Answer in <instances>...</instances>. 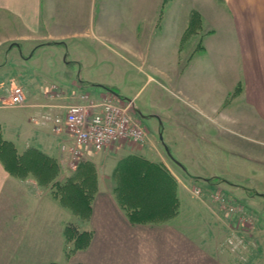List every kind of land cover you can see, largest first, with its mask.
<instances>
[{
    "label": "crops",
    "instance_id": "0c3cea01",
    "mask_svg": "<svg viewBox=\"0 0 264 264\" xmlns=\"http://www.w3.org/2000/svg\"><path fill=\"white\" fill-rule=\"evenodd\" d=\"M166 2L0 0V70L6 65L10 49H4L9 44L18 48L20 58L25 48V59L33 56L39 38L51 39L45 45L64 47L67 40L85 32L117 46L119 56L120 50L144 34L140 40L145 42V53L141 52L151 59L189 61L187 68L173 69L180 103L173 110L167 103L165 145L160 144L165 152L152 137L144 144L119 141L101 150L87 145L74 168L69 166L67 151L61 150L69 138L53 132L52 116L63 115L68 104L80 103L81 95L98 99L105 88L117 94V87L73 80L69 92L41 77L32 83L23 73L7 79L0 76V109L15 110L13 117L0 116L1 137L24 157L32 152V157L51 160L57 169L54 180L81 170L83 181L87 169L94 171L90 207L86 217L79 218L53 196L51 181L39 180L33 164L18 176L0 160V264H58L61 257L64 264H241L234 257L239 248L234 251L235 244L226 240L232 235L244 238L243 231L209 207L207 197L191 193L195 177L184 179L165 158L164 146L173 144L181 156L201 158L223 155L229 147L248 150L240 138L264 142V0ZM158 28L176 33L154 41L152 30ZM189 28L194 29L191 40L183 36ZM129 49L123 52L134 53ZM13 60L21 66L18 58ZM170 75L162 71L163 77ZM16 85L23 90L24 104L4 106ZM189 163L195 168L192 173H202L197 162ZM168 174L174 180L175 212L160 221H131L117 200L124 184L126 192H132L130 199L136 200L130 206H151L148 198L136 197L140 196L131 185L142 178L163 184L166 175L170 180ZM67 223L91 233L87 245L68 256L63 234Z\"/></svg>",
    "mask_w": 264,
    "mask_h": 264
},
{
    "label": "rangeland",
    "instance_id": "374dc122",
    "mask_svg": "<svg viewBox=\"0 0 264 264\" xmlns=\"http://www.w3.org/2000/svg\"><path fill=\"white\" fill-rule=\"evenodd\" d=\"M163 1H167L168 4L170 0ZM138 32L141 34L142 30ZM174 33L176 30L171 28L152 30L154 41L170 38L168 35ZM90 34L85 32L81 37L69 39L64 47L55 44L45 45L52 42L51 39L39 38L37 44H34L37 50L33 56L25 59L23 58L25 48H21L23 54L21 53L20 58L18 48H13L12 44H9L4 49L6 51L10 49L6 59L8 63L5 61L6 65L0 70V76L7 79L11 74L14 77L23 73L24 76H30L29 81L32 83L34 79L41 77L44 82L68 88L69 92L73 89L70 85L73 80L80 82L90 79L98 83L115 85L119 90L116 91L117 94L109 87L103 90L104 95L113 97L123 104L130 101L133 104L129 107L132 116L145 132V140L142 143H133L144 144L148 137H152L159 144L160 150L165 152L160 144L165 145L162 129L163 117L170 111L167 103L170 104L171 110L180 103L176 87L178 75L173 73V69L177 70L178 66L187 68L189 61L166 62L151 59V55L141 52L146 47L145 42L140 40L144 39L142 38L144 34L138 35L137 43H129L123 49L130 52L131 46L134 53H124L120 50L123 54L121 56L117 54L119 49L117 46L103 42ZM193 35L192 28L185 29L183 34L190 40L193 39ZM189 48L190 45L187 44L186 49ZM14 57L19 59L21 66L13 60ZM75 61H78L79 65L74 63ZM162 71H168L170 77H163ZM165 78L169 79L171 84H168ZM14 113L15 110L11 108L0 109L1 118L13 117ZM240 139L249 146L248 150H234L233 147H229V151H225L223 155L187 158L181 156L172 144L169 147L166 145L167 151L164 155L184 179L192 180L190 177H195L192 180L194 184L191 187L192 194L193 189L199 187L203 195L196 197H207L209 207L221 211L224 218L232 219L234 226L243 231L244 238L235 234L237 238L231 234L233 238L229 237L226 240L229 244L232 242L235 244L234 251L239 248L234 254L235 263L245 264L248 261L250 264H264V154L260 155L264 153V142ZM241 140L234 143H241ZM190 161L197 162L202 173H192L191 170L195 168ZM243 245L246 247H242ZM237 252L239 255H236ZM58 264H64L62 257Z\"/></svg>",
    "mask_w": 264,
    "mask_h": 264
},
{
    "label": "trees",
    "instance_id": "16d2710c",
    "mask_svg": "<svg viewBox=\"0 0 264 264\" xmlns=\"http://www.w3.org/2000/svg\"><path fill=\"white\" fill-rule=\"evenodd\" d=\"M25 155L26 157L19 154L14 145L4 140L0 135V160L9 170L18 176L25 175L26 171H28V166L33 164L32 167L36 169V175L42 183L52 182L51 191L53 196L58 198L62 204L68 206L77 217H86L93 196L91 183L94 178V171L92 168L88 170V166L86 167L87 172L83 181L80 178L83 173L81 170L74 172L72 177L59 181L54 180L57 175V169L51 160L43 155L38 158L37 154H33L34 157H32V152H28ZM24 160H27V163H24ZM168 176L170 180L166 175V182L159 185L148 178L139 179L136 184L131 185L135 187V191L140 196L136 197L138 199L148 198L151 206H130L129 204L134 203L133 201L136 200L130 199L133 196L132 192L129 190L126 192V187L128 186L124 184L125 187L119 192L117 200L131 221H158L162 217L172 215L175 212L177 209V198L171 191L174 180L169 174ZM136 197L134 199H137ZM63 234L66 256L84 248L91 237L89 231L78 229L74 223H67Z\"/></svg>",
    "mask_w": 264,
    "mask_h": 264
},
{
    "label": "built area",
    "instance_id": "2783aa9c",
    "mask_svg": "<svg viewBox=\"0 0 264 264\" xmlns=\"http://www.w3.org/2000/svg\"><path fill=\"white\" fill-rule=\"evenodd\" d=\"M80 98V103L68 104L63 115L52 116L53 132L69 138V143L61 144V150L67 151L71 168L80 161L87 145L101 150L119 141L142 143L145 140V132L132 116L130 101L123 104L106 95L98 99L88 95ZM24 99L22 88L16 85L10 89L9 100L3 104L20 106ZM192 192L195 196L202 195L199 187Z\"/></svg>",
    "mask_w": 264,
    "mask_h": 264
},
{
    "label": "water",
    "instance_id": "95a60500",
    "mask_svg": "<svg viewBox=\"0 0 264 264\" xmlns=\"http://www.w3.org/2000/svg\"><path fill=\"white\" fill-rule=\"evenodd\" d=\"M48 43V42H47ZM165 147V150L167 151V147L166 146H164ZM178 165H180V164H178Z\"/></svg>",
    "mask_w": 264,
    "mask_h": 264
}]
</instances>
